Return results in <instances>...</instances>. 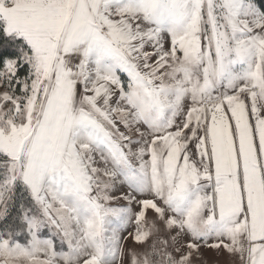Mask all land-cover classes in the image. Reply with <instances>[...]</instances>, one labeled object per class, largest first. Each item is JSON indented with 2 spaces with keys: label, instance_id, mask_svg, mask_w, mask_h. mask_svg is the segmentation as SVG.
Returning <instances> with one entry per match:
<instances>
[{
  "label": "snow or ice",
  "instance_id": "1",
  "mask_svg": "<svg viewBox=\"0 0 264 264\" xmlns=\"http://www.w3.org/2000/svg\"><path fill=\"white\" fill-rule=\"evenodd\" d=\"M0 264H264V0H0Z\"/></svg>",
  "mask_w": 264,
  "mask_h": 264
}]
</instances>
